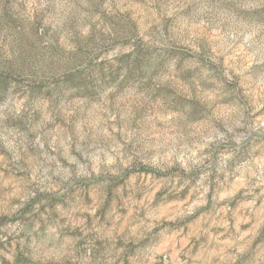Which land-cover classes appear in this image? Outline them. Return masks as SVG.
Instances as JSON below:
<instances>
[{
    "label": "rangeland",
    "instance_id": "obj_1",
    "mask_svg": "<svg viewBox=\"0 0 264 264\" xmlns=\"http://www.w3.org/2000/svg\"><path fill=\"white\" fill-rule=\"evenodd\" d=\"M0 264H264V0H0Z\"/></svg>",
    "mask_w": 264,
    "mask_h": 264
}]
</instances>
